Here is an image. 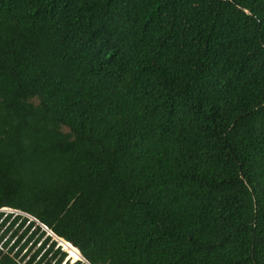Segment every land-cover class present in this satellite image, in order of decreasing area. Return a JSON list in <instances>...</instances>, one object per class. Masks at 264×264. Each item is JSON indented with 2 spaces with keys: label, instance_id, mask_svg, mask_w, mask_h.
Wrapping results in <instances>:
<instances>
[{
  "label": "trees",
  "instance_id": "obj_1",
  "mask_svg": "<svg viewBox=\"0 0 264 264\" xmlns=\"http://www.w3.org/2000/svg\"><path fill=\"white\" fill-rule=\"evenodd\" d=\"M2 208L0 264H264V0H0Z\"/></svg>",
  "mask_w": 264,
  "mask_h": 264
},
{
  "label": "clouds",
  "instance_id": "obj_2",
  "mask_svg": "<svg viewBox=\"0 0 264 264\" xmlns=\"http://www.w3.org/2000/svg\"><path fill=\"white\" fill-rule=\"evenodd\" d=\"M3 209L5 210V209H7V208H2V209H0V213H8V212H4L3 211ZM8 210H10V209H8ZM11 211H13V210H11ZM12 213H15V214H18L17 212H15V211H13ZM11 213V214H12ZM24 217H26V218H28L29 220H32L30 217H28V216H26V215H24ZM33 221V220H32ZM54 237V236H53ZM54 241H55V238H54ZM65 242V241H64ZM58 244V243H57ZM69 244V243H68ZM70 245V244H69ZM60 247V246H59ZM72 247V246H71ZM75 249V248H74ZM76 250V249H75ZM77 251V250H76ZM78 252V251H77ZM79 254V253H78ZM81 257V256H80ZM78 261V260H77ZM80 262H84V260L83 261H80Z\"/></svg>",
  "mask_w": 264,
  "mask_h": 264
},
{
  "label": "water",
  "instance_id": "obj_3",
  "mask_svg": "<svg viewBox=\"0 0 264 264\" xmlns=\"http://www.w3.org/2000/svg\"><path fill=\"white\" fill-rule=\"evenodd\" d=\"M33 221H35L34 219H32ZM36 222V221H35ZM55 238V241H58V244L59 243H64V244H68V243H66V242H64L62 239H60V238H57V237H54ZM69 245V244H68ZM70 247H71V245H69ZM77 252V251H76ZM78 253V252H77ZM79 255V254H78ZM79 260L78 261H83V259L80 257V255H79Z\"/></svg>",
  "mask_w": 264,
  "mask_h": 264
},
{
  "label": "rangeland",
  "instance_id": "obj_4",
  "mask_svg": "<svg viewBox=\"0 0 264 264\" xmlns=\"http://www.w3.org/2000/svg\"><path fill=\"white\" fill-rule=\"evenodd\" d=\"M4 210V209H3ZM52 239H54V237L52 236ZM58 246H60L59 244H58ZM60 249L66 254V252L62 249V247L60 246ZM65 261H68L69 262V264H71V263H73V262H75V261H72L71 259L70 260H68V258H67V256L65 257V259H64V262ZM77 261V260H76ZM63 262V263H64ZM82 264H83V262H82Z\"/></svg>",
  "mask_w": 264,
  "mask_h": 264
},
{
  "label": "built area",
  "instance_id": "obj_5",
  "mask_svg": "<svg viewBox=\"0 0 264 264\" xmlns=\"http://www.w3.org/2000/svg\"><path fill=\"white\" fill-rule=\"evenodd\" d=\"M4 212H8V213H12L13 211H11V210H8V209H5V210H3Z\"/></svg>",
  "mask_w": 264,
  "mask_h": 264
},
{
  "label": "bare ground",
  "instance_id": "obj_6",
  "mask_svg": "<svg viewBox=\"0 0 264 264\" xmlns=\"http://www.w3.org/2000/svg\"><path fill=\"white\" fill-rule=\"evenodd\" d=\"M57 243H58V241H56ZM60 245V244H59ZM71 248H73V247H71ZM67 254V253H66ZM68 260H69V258H68Z\"/></svg>",
  "mask_w": 264,
  "mask_h": 264
}]
</instances>
